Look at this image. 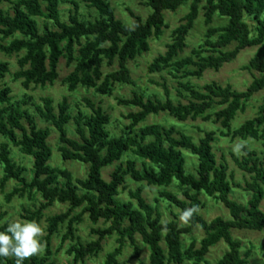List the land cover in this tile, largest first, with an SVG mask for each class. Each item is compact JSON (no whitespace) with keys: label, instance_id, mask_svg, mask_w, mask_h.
<instances>
[{"label":"trees","instance_id":"1","mask_svg":"<svg viewBox=\"0 0 264 264\" xmlns=\"http://www.w3.org/2000/svg\"><path fill=\"white\" fill-rule=\"evenodd\" d=\"M188 1L147 0L149 15L142 18L129 9L133 24L128 25L117 18L109 0H0V5L10 3L13 9L10 13L0 8V40L10 39L7 43L0 42V51L23 53L14 76L25 89L32 85L54 84L59 76V63L64 58L68 66L73 65L64 78L69 91L83 86L93 88L101 95H112L116 84L134 83L128 62L149 51L151 37L163 34L168 27L165 11H176ZM61 3L70 6L67 22L61 20ZM80 3L96 9L98 17L84 18L79 11ZM201 8L206 25L204 40L189 55L179 57ZM216 15L227 22L221 26L212 25ZM37 17L45 18L55 27L46 25L41 30ZM247 18L254 21L253 26ZM251 46H258L257 51L243 68L259 75H254L245 90L239 91L230 84L222 85L217 81L202 87L190 82V78H201L208 69L218 71L225 63L233 61L242 49ZM105 64H117V68L107 72L103 69ZM9 70V63L0 60V80ZM149 70H169L179 80L178 96L187 98V102H175L165 83L162 84L163 98L138 92L132 97H117L119 105L138 108L126 115L130 121L119 134L108 128L110 114L89 98L84 101L90 113L78 109L73 114L67 98L56 109L53 98L44 96L42 102L35 104V115L23 107L27 104L25 98L21 102L13 100L9 86L0 89V134L7 139L0 144L3 167L0 190H5L10 181L17 183L5 193V201L11 202L16 196L31 198L34 193L39 194V205L34 209L23 208L20 213L24 220L38 222L55 202L68 205L65 211L47 217L46 234L41 238L45 242V252L28 257L24 264H56L51 257V241L63 225L66 229L60 240L62 244L70 240L66 253L75 263L98 256L104 239L115 235L117 245L98 264H126L119 257L127 243L134 248V258L140 256L139 235L150 250L148 264H183L185 260L199 263L220 241L228 245V250L214 264H253L242 255V243L231 230L264 229V211L260 207L264 198V156L246 146L242 157L233 155L238 167L251 177L245 186L250 196L242 203L230 197L233 185L238 184L230 178L227 162H217L213 130H206L198 141H194L175 125H139L148 116L163 112L179 121L201 118L219 123L222 136L231 140L253 138L264 146V101L254 117L232 127L237 113L244 112L254 94L264 90V0H191L189 11L172 30V41L165 52L152 60ZM37 116L51 123L57 131V149L63 160L87 165L85 177L75 179L69 169L49 164L52 129L38 127ZM71 120L79 138L68 134L67 124ZM10 145L32 157L29 177L27 168L10 156ZM184 150L194 156L193 170L188 168ZM116 162L119 164L111 172L110 180L104 179L103 169ZM128 180L162 188L158 199L166 200L170 207L174 205L180 212L173 219L163 221L159 200L156 199L154 204L148 202L142 195L143 185L130 190V197L122 200L119 194L126 188ZM172 185L182 189L186 199L169 190ZM201 194L223 203L230 217L216 216L206 220L200 213L204 206ZM185 210L193 211L182 224L177 218ZM86 213L93 223L103 220L109 224L104 228H92L91 233L96 237L85 241L78 234L77 225ZM5 214H0V230L9 222ZM196 226L205 232L200 246L196 247L195 239L185 246L182 236L191 233ZM161 241L165 242V247ZM0 264L16 262L11 257H0Z\"/></svg>","mask_w":264,"mask_h":264},{"label":"rangeland","instance_id":"2","mask_svg":"<svg viewBox=\"0 0 264 264\" xmlns=\"http://www.w3.org/2000/svg\"><path fill=\"white\" fill-rule=\"evenodd\" d=\"M113 7L115 8V14L117 18L121 19L124 23L128 25L133 24V17L129 14V9L134 11L136 14L140 15L142 18H146L150 13V8L146 5L147 0H109ZM189 0L187 3L181 5L176 11H165V18L168 24V27L165 28L163 34L159 37H151L149 39L150 49L147 52H144L142 55H139L137 58L130 60L128 66L131 70V76L134 81L133 84H116L113 89L112 95H101L95 92L93 88H85L79 86L75 91H69L66 84H64V78L68 73L73 69V65L68 66L66 60L61 58L59 63L58 72L59 76L54 82V84H47L46 86H36L32 85L29 89H25L20 80H17L14 76V73L19 69L18 59L23 54L14 53L6 54L0 51V60L7 61L9 63V72L6 74L5 78L0 80V89L4 86H9L12 90L11 96L14 101L21 102L23 98L26 99L27 104L23 107L28 108L35 113V104L42 102L41 98L44 96H51L54 100V105L56 109L58 104L64 99L67 98L70 104V112L75 114L78 109L82 110L86 114L90 113V109L87 108L84 98H89L100 104L106 112L111 116V122L108 125V128L111 129L114 133L119 134L122 128L129 123L130 120L126 118V115L130 111L138 110L137 107H129L119 105L117 103V97H132L134 92L143 93L145 96L163 98L164 89L162 84L165 83L169 88L171 97L175 102L182 101L187 102V98L178 96V79L172 75L169 70H162L159 72H151L149 70V64L152 60L160 53H163L167 49V44L172 41V30L178 26L181 22V18L189 11ZM45 3L43 2V5ZM203 4V1H202ZM60 15L61 20L67 22V14L70 8L69 4L61 3L60 5ZM0 8L4 11L13 13L12 5L10 3H3L0 5ZM80 14L86 19H94L98 17V12L94 8H89L84 3H80ZM96 16V17H95ZM39 27L41 30L47 25L50 28L55 26L48 20L43 17H37ZM248 22L253 26L254 21L250 18H247ZM227 22V19L220 18L217 15L214 17L212 25L221 26ZM206 32V25L204 22L203 9H200L199 15L194 22V26L191 29L189 35L186 38V47L181 52L179 57L189 55L191 50L197 47L202 40H204ZM10 39L0 42L7 43ZM233 45L230 46L232 48ZM258 46H251L244 48L240 51L238 56L231 62L225 63L218 71L213 69H208L204 72L201 78H190V82L197 87H202L204 84L211 81H217L222 85L230 84L234 89L242 91L252 82L254 75H259L258 72L253 70H248L243 68L250 59L254 56L257 51ZM117 68V64L113 66L104 65L105 71H112ZM264 101V90H261L254 94L249 103L247 104L246 110L244 112H238L234 120L232 121V127L236 128L240 126L246 119L252 118L257 114L259 105ZM36 122L38 127H50L51 135L49 136V143L52 147V155L49 160V164L55 167L67 168L69 169L74 178H83L87 175L88 167L87 165L80 163L78 161L63 160L59 151H58V133L53 129L51 123L46 122L40 116L36 117ZM159 123L165 126L175 125L177 130H180L193 137L194 141L204 135V132L207 130H213L216 135V140L213 143L214 152L216 154L217 162L221 163L224 161L228 164V172L231 174L230 178L233 182L238 185H233L230 197L245 203L250 194L245 190L246 182L250 180V174L243 171L238 167L234 161L233 155L242 157L245 153L243 147L246 146L248 149H254L260 156H264V146L260 141H257L253 138L241 139L235 138L231 140L228 136H222L220 134V129L222 127L219 123H213L212 121H204L201 118L195 120L187 119L185 121H179L167 113H160L157 115H150L143 124H152ZM67 130L69 136L73 138H79L75 131V123L71 120L67 124ZM7 139L0 134V144L6 142ZM237 144L241 145L239 151L235 150ZM185 156H187L188 168L193 170V163L195 162L194 156L190 152L184 150ZM193 157H191V156ZM10 156L20 165H23L27 168L26 175L30 176V171L32 167V157L22 154L17 147L10 145ZM196 158V157H195ZM119 162L114 163L103 169V178L110 180V174L114 170L115 166ZM3 176V167L0 164V178ZM17 183L15 181H10L5 190H0V214L6 212L5 219L11 222L12 220H24L21 218L20 213L23 211V208H36L40 201L41 197L39 194L34 193L31 198L19 197L16 196L12 199L11 202L5 201V193L15 187ZM143 185L144 198L150 202L155 203L158 199L159 191L162 189L158 186L139 184L132 180H128L126 183V188L121 190L119 197L122 200H127L130 195L129 191L136 189L138 186ZM169 190L176 193L180 198L186 199L182 189L176 185L168 187ZM201 200L204 202V206H201L200 213L205 217L206 220H211L216 216H222L223 218H229V210L224 206L223 203L216 202L211 197H208L204 194L200 195ZM159 200V201H158ZM159 207L161 210L162 220L169 221L175 217L176 214L180 212V209L172 205L170 207L169 203L164 199H158ZM157 203V205H158ZM261 209L264 211V198L261 202ZM68 208L67 204L55 202L51 207L44 211V215L40 221L43 229V235L46 234V228L48 226L47 217L50 215L58 214L65 211ZM178 221L184 224V220L181 217L177 218ZM109 223H104L103 220H99L97 223H93L89 218L87 213L84 215L83 221L77 225L78 234L81 236L82 240H89L96 235L91 233L92 228H104ZM66 227L63 225L60 227V231L52 237L51 241V250H52V259L56 264H98L100 263L106 253L113 249L116 243V236L106 237L103 241V249L96 257H89L85 262L75 263L67 253L66 248L68 241L61 243L62 234L65 232ZM232 235L239 239L242 243L241 253L244 257H247L253 264H264V229L258 230H249V229H232ZM205 232L200 226L193 228L191 233L184 234L183 243L187 246L192 239L196 240V247L200 246V240L204 236ZM41 237V238H42ZM138 245L140 247V256L134 258V248L130 244H126L123 249V254L119 257L120 261H125L126 264H148L150 250L149 247L142 243L141 236H137ZM42 247L41 250L37 253L42 254L45 252V242L41 241ZM162 247H165V242L161 241ZM228 250V245L224 241H220L214 246H212L209 252L204 257V260L197 262L195 264H214L222 255ZM183 264H194L190 260H185Z\"/></svg>","mask_w":264,"mask_h":264},{"label":"clouds","instance_id":"3","mask_svg":"<svg viewBox=\"0 0 264 264\" xmlns=\"http://www.w3.org/2000/svg\"><path fill=\"white\" fill-rule=\"evenodd\" d=\"M240 144L235 146L239 151ZM193 210H185L181 219H187ZM43 229L40 222L35 220H12L0 230V257H11L16 264L24 261L41 250Z\"/></svg>","mask_w":264,"mask_h":264}]
</instances>
